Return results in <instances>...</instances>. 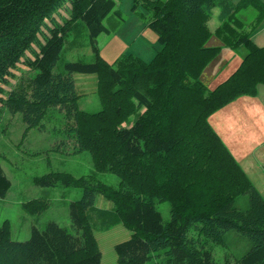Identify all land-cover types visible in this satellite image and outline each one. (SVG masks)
<instances>
[{
    "label": "trees",
    "instance_id": "trees-1",
    "mask_svg": "<svg viewBox=\"0 0 264 264\" xmlns=\"http://www.w3.org/2000/svg\"><path fill=\"white\" fill-rule=\"evenodd\" d=\"M65 4L67 17L54 20ZM143 6L150 10L146 27L156 36L154 57L148 63L127 57L131 66L115 70L100 60L96 48L98 35L110 33L103 22L111 14L120 19L113 0H0V95L5 97L0 98V106L20 113L26 129L39 127L46 108L62 107L65 118L74 124L71 132L75 151L88 150L95 170L110 171L120 178V187L115 191L104 185H91L82 178L62 176L64 186L82 189L80 200L69 205L74 233L50 222L42 231L33 227L27 241L12 242L3 226L0 264H100V254L86 223L88 217L83 218L89 211L96 213L102 224L122 221L130 229L129 240L114 246L117 264H148L160 250L164 251V264H215L208 250L191 241L188 245L186 235L195 224L200 225L198 233L212 235V241L222 246L226 245V232L218 230V226L240 233L250 242L240 258L225 260L224 264H264V201L207 121L212 113L236 98L254 97L256 86L264 85V75L257 69L264 67V46H256L236 18L248 6L258 9L260 1L165 0L145 2ZM215 7L219 8L220 24L211 33L206 22ZM78 22L87 30L95 60L89 64L66 63L65 74H53L65 38L76 30ZM211 36L227 48L243 47L246 54L227 80L208 90L200 75L220 50L205 46ZM35 45L36 53L32 49ZM27 52L32 53L30 59ZM18 65L26 68L23 80L14 75ZM100 71L105 75L98 88L101 104L106 102L108 90L113 98L122 84L133 80L136 88L130 97L136 108H145V115H138L131 127H111L110 119L103 122L106 115L98 120L102 112L89 114L78 108L80 96L75 92L71 74ZM11 80L18 85L5 92L3 87L9 86ZM183 98L188 105L181 102ZM109 104L113 106L115 102ZM88 118H96L94 127L88 125ZM188 138L194 140L192 150L202 156V164L194 163L192 169L208 166L220 173L218 183L227 196L214 208L190 204L185 194L188 183L181 179L186 163L168 160L177 154L179 157ZM197 144L199 148L195 147ZM142 159H146L143 164L147 170L141 166ZM125 175L139 180L126 179ZM59 177L48 175L36 183L52 187ZM9 187L0 167V198ZM244 191L248 207L239 210L232 202ZM96 192L113 203L112 211L93 207ZM189 193L192 199L194 192ZM154 200L169 203L168 223L162 222Z\"/></svg>",
    "mask_w": 264,
    "mask_h": 264
},
{
    "label": "rangeland",
    "instance_id": "rangeland-1",
    "mask_svg": "<svg viewBox=\"0 0 264 264\" xmlns=\"http://www.w3.org/2000/svg\"><path fill=\"white\" fill-rule=\"evenodd\" d=\"M113 1L115 2L114 11L119 12L120 19L111 14V17L103 22L110 33L100 34L96 38V48L100 60L115 70L127 68V65L128 67L131 66L130 63L127 64V57L138 58L148 63L154 57L153 45L156 36L146 27L150 10L143 4L164 0ZM231 1L237 3L239 0ZM262 1L264 2V0ZM66 9L67 4L58 11L59 15L54 16V20L65 19L67 17ZM218 15L219 8L217 7L209 13L206 27L211 33H214L220 24ZM255 15L256 8L248 6L238 13L237 18L249 25L253 22ZM260 24L254 25L253 28L245 26V32L259 47L264 45V29H260ZM47 25H49L48 22ZM263 26L264 19L262 20V28ZM205 46L209 48L219 47L220 49L200 75L201 83L205 88H209L214 84L216 86L220 85L232 75L238 67L233 68L232 66L235 62L240 64L239 60L244 57L245 49L243 47L227 48L220 39L214 36L210 37ZM32 49L33 52H38L36 45ZM31 54L27 52L26 57L30 59ZM94 60L95 54L90 46L87 30L82 22H78L76 30L65 38L53 67V74H65L64 65L66 63L89 64ZM17 68L18 70L14 72V75L23 80L26 68L23 65H18ZM257 69L260 75H264V67H258ZM19 70L22 71V74ZM224 74L226 75L224 81L215 80V76L222 78ZM70 77L73 80L76 94L80 96L77 102L78 108L89 114L102 112L103 116L99 117L98 120L106 115L107 117H104L103 122L107 121V118L110 119L111 127L129 128L134 124L138 115L145 113V108H136L135 101L130 97L133 94L134 87L136 88L133 80H128L125 84H122L121 91L116 93L113 98L109 94L110 90H108L106 96H104L107 98L105 99L106 102L101 104L98 88L101 80L105 78L103 71L98 74L72 73ZM211 79H214L215 82L211 83ZM9 84V86L3 87L5 92H9L11 88L18 85L14 80L9 81ZM111 90L113 92L114 88ZM0 98L5 97L0 95ZM252 98L256 101L255 103L264 106V85L259 84L256 86V94ZM111 101L115 102L113 106L109 104ZM183 101H185V98L181 100V102ZM185 104L188 105V102L185 101ZM194 109H197V106ZM161 111L164 112L163 109ZM93 119L96 118L86 120L91 127H94L93 124L97 122V120L93 122ZM194 120L193 118L191 126H194ZM73 127V122L65 118L64 111L60 106L51 105L48 109L46 108L43 119L39 122V127L29 129H26L20 113L9 112L0 106V167L10 182V187L5 196L0 198V228L6 227L9 239L12 242L27 241L33 227L42 231L50 222L64 228L69 233H74L69 219V205L80 200L82 189L72 185L64 186L62 176L70 177L73 180L82 178L91 185H104L115 191L119 189L120 178L117 175L110 171L95 170L88 150L79 151L77 149L75 151L76 144L71 132ZM190 135L193 136L192 132ZM192 139L185 140L184 143L187 145L185 144L181 148L185 151L183 150L179 157L177 154L168 160L174 158L182 165H184L183 162L186 163L187 167L181 173L184 178L181 179L188 183V190L185 194L189 199L188 201L191 202L190 204H201L203 207L206 205L207 208H214L219 201L227 196V193L220 189L218 180L221 177L219 172L209 170L208 166L206 169H202L200 166L198 169H192L193 166H196L194 163L202 164V156L192 150L194 146V140ZM224 146L231 155L233 153L232 157L235 151L237 161L234 160L249 174V179L256 183V175L254 174L264 170V162L261 160L264 157V140L261 145L255 146L249 144ZM195 147L199 148L198 144ZM143 163H146V159H142L141 166L147 170L148 167ZM48 175H59L61 177L57 179L52 187H43L36 183L38 179ZM125 176L122 178L131 177L129 175ZM130 179L132 181L139 180L134 177ZM257 185L262 191L258 182ZM197 188L199 189L195 191ZM125 189H128V187H125ZM189 191L194 192L192 199ZM228 195H234V193ZM232 203L233 207L235 206L239 210L247 209V192L244 191L242 194L237 195ZM153 206L160 214L162 222L164 224L168 223L170 221L169 203L154 200ZM93 207L102 211H112L114 208L113 203L98 192L94 194ZM85 217L91 236L95 241L96 249L100 254V264H117L114 246L129 240L131 236L130 229L122 221L114 225L102 224L98 215L91 211L84 214L83 218L85 219ZM199 226V224H195L194 227L189 228L186 235L189 239H187L189 241L188 245L192 242L198 248L203 247L208 250L215 264H224L225 260L232 262L240 258L250 245V242L242 234L234 231L228 232L229 229L224 226H218L217 229L226 232V245L216 244L211 239L212 235L207 236L197 232ZM163 252V250L158 251V255L152 257L148 264H164Z\"/></svg>",
    "mask_w": 264,
    "mask_h": 264
},
{
    "label": "crops",
    "instance_id": "crops-1",
    "mask_svg": "<svg viewBox=\"0 0 264 264\" xmlns=\"http://www.w3.org/2000/svg\"><path fill=\"white\" fill-rule=\"evenodd\" d=\"M259 1L260 7L258 9L256 8V15L253 19V22H251L249 25L237 18V15L240 11L236 14L237 20L242 23L244 27L251 26L253 28L254 25H258L261 22L260 29H264V26L262 28V20L264 19V2L262 0ZM239 62H241V60H239ZM238 65L239 63L235 62L232 67L235 68ZM225 77V74L224 76L222 75V78L215 76V80L221 82L224 81ZM212 82H215L214 79H211V83ZM215 86L216 85L214 84L212 87L207 89L212 90ZM242 97L236 98L208 117V123L211 129L217 134L223 145L233 146L235 144H249L250 146H255L258 144L261 145L262 141L264 140V106L259 103H255L256 101L252 100L253 98ZM247 98L249 100H245ZM233 157L237 161L235 158V151ZM261 160L264 162V157ZM238 166L247 177L254 190L262 197L264 201V170L254 174L256 175V183H254L251 179H249V174L241 168L240 164H238ZM257 182L261 186L262 191L258 187Z\"/></svg>",
    "mask_w": 264,
    "mask_h": 264
}]
</instances>
